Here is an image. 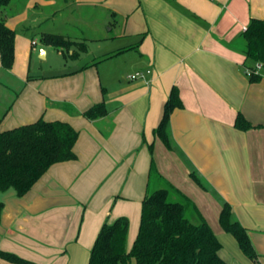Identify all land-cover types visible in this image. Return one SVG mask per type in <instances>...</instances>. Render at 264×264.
I'll list each match as a JSON object with an SVG mask.
<instances>
[{
    "label": "crops",
    "instance_id": "1",
    "mask_svg": "<svg viewBox=\"0 0 264 264\" xmlns=\"http://www.w3.org/2000/svg\"><path fill=\"white\" fill-rule=\"evenodd\" d=\"M80 1L112 8L122 18L116 37L133 40L111 47L112 39L99 59L51 74L34 68L41 51L47 58L55 47L31 35L40 22L30 9L55 0L11 1L0 8L9 27L21 26L12 67L4 68L0 59V114L6 111L0 130L43 117L67 121L79 131L75 159L52 164L24 195L14 188L0 191V249L30 261L26 264H88L103 223L126 215L129 250L153 160L197 205L222 243L221 257L229 264H255L220 223L228 202L264 264V76L250 81L243 37L252 17L264 19V0ZM43 32L49 31L40 36ZM82 52L89 45L74 58ZM147 68L152 73L145 78H130ZM173 86L183 106L171 112L169 147L154 129ZM101 101L106 114L83 115ZM238 112L259 126L237 128ZM0 264L23 263L0 257Z\"/></svg>",
    "mask_w": 264,
    "mask_h": 264
},
{
    "label": "trees",
    "instance_id": "2",
    "mask_svg": "<svg viewBox=\"0 0 264 264\" xmlns=\"http://www.w3.org/2000/svg\"><path fill=\"white\" fill-rule=\"evenodd\" d=\"M11 1L0 0V8L10 5ZM15 35L16 30L6 24L5 17H1L0 59L7 69L14 63ZM243 37L246 60L252 62L244 65L245 70L251 71L247 75L250 81L256 82L264 76V19L252 17L243 31ZM40 39L43 44L62 52L69 50L76 42L70 36L54 32H43ZM80 43V49L87 50V44L83 41ZM256 63L262 64L260 72L254 71ZM181 106L183 102L179 89L173 86L164 104L162 118L154 129L155 135L169 147L172 146L170 115ZM107 111L105 102L101 101L83 111V115L94 119ZM5 112L0 114V123ZM234 124L243 130L259 126L242 112L237 113ZM78 136L79 131L69 122L43 117L0 130V191L14 188L20 196L27 193L52 164L77 157L74 145ZM191 175L204 185L197 173L192 172ZM156 181L163 186L152 190V184ZM3 206L0 201V219ZM219 220L222 227L234 235L243 252L255 264H260L248 228L238 221L228 202H224ZM128 229L129 218L126 215H120L111 222L105 221L90 250L88 264H229L220 256L218 250L222 243L197 205L160 174L153 160L142 202L139 229L129 250ZM0 257L16 263L30 262L14 252L1 249Z\"/></svg>",
    "mask_w": 264,
    "mask_h": 264
},
{
    "label": "rangeland",
    "instance_id": "3",
    "mask_svg": "<svg viewBox=\"0 0 264 264\" xmlns=\"http://www.w3.org/2000/svg\"><path fill=\"white\" fill-rule=\"evenodd\" d=\"M21 1L22 0H12L14 4H18ZM55 7L60 10L55 15H52L50 11ZM30 10V17H35L36 21L40 22L39 26H36L35 23V26L31 29V35L38 39L39 44L41 43V30L67 33L68 36L76 41L69 50H63L62 54L58 51L59 49L50 48L47 58H40L41 56L37 58L36 67H34L36 72L51 74L52 72L60 70L70 71L85 62L92 61L94 58L93 56L99 59V55L102 54L104 49L106 50L110 44L111 47L123 46L133 40L130 36L123 39L116 37L120 30V25L122 24V18L117 14H112L113 9L108 8L102 3H95V5H93L91 1L78 2V0H55L54 5L35 6V8H31ZM16 30L17 32L21 31V26H18ZM100 37L109 38V40L103 42L105 38L98 39ZM111 40L112 42L110 43ZM80 41L86 43L87 46L89 45V52H82V56L76 59L74 57H77L82 51L79 47L81 44ZM106 43L110 44L107 45ZM38 47L39 45L37 48ZM126 57L127 56L122 57L121 59L125 60L127 59ZM39 63L41 67H39ZM155 184H152V190L158 186H163L162 184L160 185V183L158 184V181H156Z\"/></svg>",
    "mask_w": 264,
    "mask_h": 264
},
{
    "label": "built area",
    "instance_id": "4",
    "mask_svg": "<svg viewBox=\"0 0 264 264\" xmlns=\"http://www.w3.org/2000/svg\"><path fill=\"white\" fill-rule=\"evenodd\" d=\"M246 29V26L244 27V30ZM35 42V41H34ZM262 70V64L261 63H256L254 66V71L255 72H260ZM251 71L248 69L246 70V73L249 74ZM152 73L151 68L147 69H139L131 73L129 76L131 79H138V78H145L146 76L150 75Z\"/></svg>",
    "mask_w": 264,
    "mask_h": 264
},
{
    "label": "water",
    "instance_id": "5",
    "mask_svg": "<svg viewBox=\"0 0 264 264\" xmlns=\"http://www.w3.org/2000/svg\"><path fill=\"white\" fill-rule=\"evenodd\" d=\"M44 54H45V52H44V49L41 51V56L42 57H44Z\"/></svg>",
    "mask_w": 264,
    "mask_h": 264
}]
</instances>
